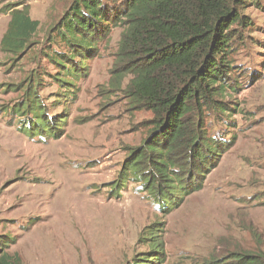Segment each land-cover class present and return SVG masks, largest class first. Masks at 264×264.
I'll use <instances>...</instances> for the list:
<instances>
[{"label":"rangeland","instance_id":"1","mask_svg":"<svg viewBox=\"0 0 264 264\" xmlns=\"http://www.w3.org/2000/svg\"><path fill=\"white\" fill-rule=\"evenodd\" d=\"M74 1L0 0V43L14 10L27 8L40 22L23 52L0 46V240L6 250L24 264H127L151 256L155 239L161 264H207L239 249L264 250V0L244 10L253 25L233 54L240 84L226 100L238 111L207 118L210 135L233 136V144L204 175L202 188L173 208L125 176L153 115L130 101L118 75L121 28L74 60L83 68L75 75L50 59L68 54L57 28ZM28 97L60 135L32 129L41 113L28 108Z\"/></svg>","mask_w":264,"mask_h":264},{"label":"trees","instance_id":"2","mask_svg":"<svg viewBox=\"0 0 264 264\" xmlns=\"http://www.w3.org/2000/svg\"><path fill=\"white\" fill-rule=\"evenodd\" d=\"M254 5L258 0H75L57 28L69 51L64 58L55 53L50 59L68 75L83 69L74 61L77 57L85 59L98 40L121 28L118 75L125 78L130 101L153 115L143 145L127 162L125 176L141 181L160 205L173 208L200 190L204 175L233 144V136L227 141L222 135H210L207 118L238 111L226 98L239 90L233 54L245 43L244 29L253 25L244 10ZM39 25L27 8L14 10L1 49L23 52ZM31 101L28 97V108L39 117L42 106H31ZM56 121L59 125L62 120ZM49 123L41 113L32 129L41 126L60 135ZM154 241L151 256L135 257L127 264H161V244ZM3 242L0 264H24ZM207 264H264V250L239 249L221 262L214 259Z\"/></svg>","mask_w":264,"mask_h":264}]
</instances>
